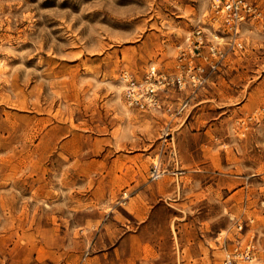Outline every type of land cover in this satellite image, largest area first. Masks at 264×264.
I'll return each instance as SVG.
<instances>
[{
  "label": "rangeland",
  "instance_id": "obj_1",
  "mask_svg": "<svg viewBox=\"0 0 264 264\" xmlns=\"http://www.w3.org/2000/svg\"><path fill=\"white\" fill-rule=\"evenodd\" d=\"M207 9L0 0V264H224L249 241L255 260L237 264H264V113L247 120L264 108V21L244 26L180 127L128 108L118 82L170 66Z\"/></svg>",
  "mask_w": 264,
  "mask_h": 264
},
{
  "label": "built area",
  "instance_id": "obj_2",
  "mask_svg": "<svg viewBox=\"0 0 264 264\" xmlns=\"http://www.w3.org/2000/svg\"><path fill=\"white\" fill-rule=\"evenodd\" d=\"M202 18L201 25L197 23L183 43L176 46L170 66L150 64L141 76L128 70L120 72L118 82L128 108L160 113L170 120L183 118L210 73L229 53L244 49V26L253 21H264V0H208V9ZM256 113L247 120H256L264 113V108ZM181 173L178 169L172 172L173 175ZM163 174L159 165L154 164L149 178L157 180ZM254 249L251 241L242 248L235 247L226 253L224 264H237L239 260L251 263L255 260Z\"/></svg>",
  "mask_w": 264,
  "mask_h": 264
},
{
  "label": "crops",
  "instance_id": "obj_3",
  "mask_svg": "<svg viewBox=\"0 0 264 264\" xmlns=\"http://www.w3.org/2000/svg\"><path fill=\"white\" fill-rule=\"evenodd\" d=\"M257 1H261V0H257ZM196 98H197V95L191 100L190 106H189V108L187 110V113L184 115L183 118H181V119L174 118V119H171V120L169 118H165V121H163L162 123L163 124H169L171 126L172 125L178 126V127L182 126L185 123V121L187 119V116H188L190 110L195 105V102L194 101H195ZM242 105H244V104H242ZM168 158H169V161H173V160L175 161V159L174 158H171L170 156H168ZM162 165L165 166L164 164H162ZM176 168H177V165L176 164L174 165V164L170 163V169L171 170H174ZM182 176L179 175V174H175V175H172V178L177 181ZM150 198L151 197H149V198H142V201H137L135 203V205L133 206V208H134V215L138 219V221H140V222L143 221V220H145L146 217L149 216V214L151 212V208L155 205V203H152V201H151ZM166 204L169 205L168 202H166Z\"/></svg>",
  "mask_w": 264,
  "mask_h": 264
}]
</instances>
